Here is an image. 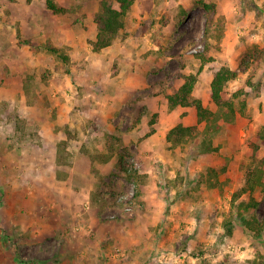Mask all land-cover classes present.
Masks as SVG:
<instances>
[{
	"label": "rangeland",
	"instance_id": "1",
	"mask_svg": "<svg viewBox=\"0 0 264 264\" xmlns=\"http://www.w3.org/2000/svg\"><path fill=\"white\" fill-rule=\"evenodd\" d=\"M100 1L53 0L64 9L55 13L45 0H0V264H264V233L222 227L264 156L253 149L264 0H135L122 33L95 52ZM225 37L239 50L226 52ZM206 42L237 72L223 92L236 115L218 121V151L202 153L205 125L194 107L171 110L167 95L196 74L193 97L217 110L212 72L192 56ZM177 124L196 136L171 147Z\"/></svg>",
	"mask_w": 264,
	"mask_h": 264
},
{
	"label": "trees",
	"instance_id": "2",
	"mask_svg": "<svg viewBox=\"0 0 264 264\" xmlns=\"http://www.w3.org/2000/svg\"><path fill=\"white\" fill-rule=\"evenodd\" d=\"M135 0H101L98 11L94 15L96 25V37L90 42L91 48L99 52L111 46L114 40L122 33L125 28V18L131 11ZM46 6L53 12L62 13L64 9L55 5L53 0H45ZM206 10L214 8V5H205ZM184 15L185 11L182 13ZM181 16V17H182ZM210 32L206 27L205 35ZM221 33H217V40H221ZM49 51L57 54L58 49L48 47ZM192 56L199 59L202 65H208L212 72L210 84L211 99L217 107L212 110L204 106L203 102L193 97V91L198 81V75L188 74L180 76L182 83L171 94L167 95L168 106L171 110L177 108L194 107L198 124H204V139L201 143L202 153L216 152L218 147L213 146L211 136L218 130V121L223 119L227 123H232L235 118V109L233 103L223 98V92L227 84L237 78V72L229 66L221 64L211 53L210 46L206 42L202 50L192 53ZM244 64L241 63V66ZM137 121V120H136ZM196 126L177 124L172 127L166 134V141L171 147H177L196 136ZM259 144H254V152H257L260 146H264V125L257 133ZM253 166L248 168L245 173L243 185L233 192L230 201V211L224 218L222 227L225 235L232 237L235 234L236 224H239L244 231L255 237H262L264 233V219L260 220L254 214L260 201L256 197L259 193L264 197V156L253 157ZM127 178H132L133 174L125 165H121ZM217 168H208L204 175L208 177L218 176ZM221 172H224L221 170ZM213 186V184H211Z\"/></svg>",
	"mask_w": 264,
	"mask_h": 264
},
{
	"label": "crops",
	"instance_id": "3",
	"mask_svg": "<svg viewBox=\"0 0 264 264\" xmlns=\"http://www.w3.org/2000/svg\"><path fill=\"white\" fill-rule=\"evenodd\" d=\"M33 19V18H32ZM223 45L225 46L224 47V50L226 51V52H228V53H232L233 51H238L239 50V45L238 44H236V43H232V42H230V40H229V38L228 37H225L224 39H223ZM158 132V131H157ZM157 132H156V134L154 135V136H156L157 135ZM153 136V137H154ZM150 141V140H149ZM151 143V142H150ZM56 159H57V155H56Z\"/></svg>",
	"mask_w": 264,
	"mask_h": 264
}]
</instances>
